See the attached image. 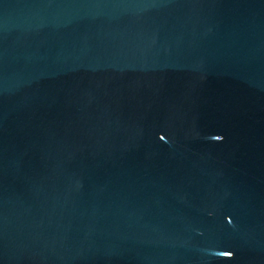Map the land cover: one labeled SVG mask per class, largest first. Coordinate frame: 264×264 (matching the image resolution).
Listing matches in <instances>:
<instances>
[{"label":"water","instance_id":"1","mask_svg":"<svg viewBox=\"0 0 264 264\" xmlns=\"http://www.w3.org/2000/svg\"><path fill=\"white\" fill-rule=\"evenodd\" d=\"M0 264H264V0H0Z\"/></svg>","mask_w":264,"mask_h":264}]
</instances>
